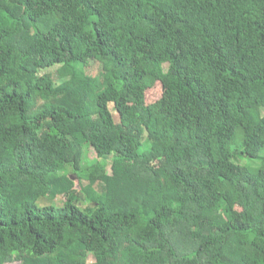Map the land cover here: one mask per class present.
I'll return each instance as SVG.
<instances>
[{
    "label": "trees",
    "instance_id": "trees-1",
    "mask_svg": "<svg viewBox=\"0 0 264 264\" xmlns=\"http://www.w3.org/2000/svg\"><path fill=\"white\" fill-rule=\"evenodd\" d=\"M16 261L264 264V0H0Z\"/></svg>",
    "mask_w": 264,
    "mask_h": 264
},
{
    "label": "rangeland",
    "instance_id": "rangeland-1",
    "mask_svg": "<svg viewBox=\"0 0 264 264\" xmlns=\"http://www.w3.org/2000/svg\"><path fill=\"white\" fill-rule=\"evenodd\" d=\"M208 43H209V39L204 37L200 41V46L207 45ZM56 69L57 68L48 69V70L44 71L43 74H45L47 72L54 74ZM101 72H102V66L99 63L98 64L97 63L96 64L95 63L90 64V66L88 68V74H90L91 76H98ZM161 97H162V87L160 84H156L155 87L151 88L147 92L146 100H147V103L150 104V103L156 102ZM114 115H115V118H117V115L116 114H114ZM145 136H146V134H144L143 138H145ZM97 158L98 157H97L95 150H93V148H90L89 159L91 161H93V160H97ZM60 204L61 203L59 201L55 202V205H60ZM9 264H20V262L16 261V262H12Z\"/></svg>",
    "mask_w": 264,
    "mask_h": 264
}]
</instances>
